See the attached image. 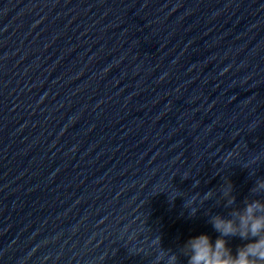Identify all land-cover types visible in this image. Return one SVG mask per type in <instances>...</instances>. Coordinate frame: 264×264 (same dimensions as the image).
<instances>
[{"label":"water","instance_id":"water-1","mask_svg":"<svg viewBox=\"0 0 264 264\" xmlns=\"http://www.w3.org/2000/svg\"><path fill=\"white\" fill-rule=\"evenodd\" d=\"M259 181L264 0H0V264H187Z\"/></svg>","mask_w":264,"mask_h":264},{"label":"clouds","instance_id":"clouds-1","mask_svg":"<svg viewBox=\"0 0 264 264\" xmlns=\"http://www.w3.org/2000/svg\"><path fill=\"white\" fill-rule=\"evenodd\" d=\"M232 190L233 185L228 181L223 192L227 207L235 203ZM262 191L264 181H259L252 192ZM195 214L196 211H191V215ZM230 216L231 219L219 215L211 218L210 222L220 234L214 243L207 235L186 242L182 249L183 255L188 258L187 264H264V202L246 200L244 208L233 210ZM226 237H239L250 242L239 247L233 255ZM165 254L168 256V264H178L179 258L175 254Z\"/></svg>","mask_w":264,"mask_h":264}]
</instances>
